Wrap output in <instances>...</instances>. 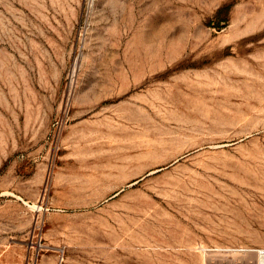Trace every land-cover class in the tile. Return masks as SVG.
<instances>
[{
	"label": "rangeland",
	"instance_id": "374dc122",
	"mask_svg": "<svg viewBox=\"0 0 264 264\" xmlns=\"http://www.w3.org/2000/svg\"><path fill=\"white\" fill-rule=\"evenodd\" d=\"M258 250L264 0H0V264Z\"/></svg>",
	"mask_w": 264,
	"mask_h": 264
},
{
	"label": "bare ground",
	"instance_id": "6f19581e",
	"mask_svg": "<svg viewBox=\"0 0 264 264\" xmlns=\"http://www.w3.org/2000/svg\"><path fill=\"white\" fill-rule=\"evenodd\" d=\"M155 147V146H154ZM154 149V148H153ZM149 150V149H148ZM152 150V149H151ZM242 251V250H241ZM252 252H254V251H252ZM257 252V255H256V264H264V250H258V251H256ZM255 252V253H256Z\"/></svg>",
	"mask_w": 264,
	"mask_h": 264
}]
</instances>
